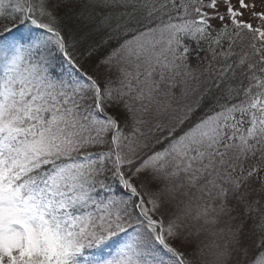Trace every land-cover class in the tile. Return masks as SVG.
I'll return each instance as SVG.
<instances>
[{
	"label": "snow or ice",
	"instance_id": "1",
	"mask_svg": "<svg viewBox=\"0 0 264 264\" xmlns=\"http://www.w3.org/2000/svg\"><path fill=\"white\" fill-rule=\"evenodd\" d=\"M0 264H264V0H0Z\"/></svg>",
	"mask_w": 264,
	"mask_h": 264
}]
</instances>
